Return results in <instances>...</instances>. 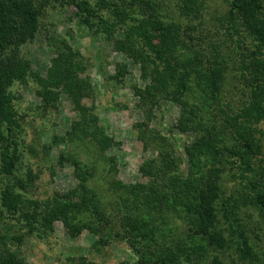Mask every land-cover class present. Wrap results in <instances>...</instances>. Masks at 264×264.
I'll return each instance as SVG.
<instances>
[{
  "label": "trees",
  "instance_id": "trees-1",
  "mask_svg": "<svg viewBox=\"0 0 264 264\" xmlns=\"http://www.w3.org/2000/svg\"><path fill=\"white\" fill-rule=\"evenodd\" d=\"M69 1L76 7L78 26L111 41L115 51L139 65L143 85H132L133 93L138 98L137 105L151 108L158 99H169L180 105L177 120L179 130L198 128L203 131L186 147V153L192 158L196 151L209 155L232 153L238 156L243 168H253L251 159L260 148L254 131L264 118V0H228L226 15L222 16L227 23L226 30L236 31L240 25L253 40V48L248 53L244 52L246 48L244 51L239 50V44H236L238 49H234L237 56L233 63L247 95L233 106L224 102L223 96L229 58L219 49V43L214 44L208 39V29L203 24L202 11L205 10L206 0H178L177 15L173 16L164 15L156 0L59 2L68 4ZM50 3L51 0H0V122H4L8 130L18 125L20 114L15 107L10 86L15 80H25L32 74L37 83L36 92L44 106H53L60 91L67 92L76 101L79 117L74 119L64 137H58L57 140L65 139L77 144L88 139L95 148L104 152L119 142L107 133L91 107L79 103L80 97L86 93L88 81L86 77H80L86 67L76 56L77 52L65 44L67 49L56 53L51 59L44 77L32 73L27 62L19 56V46L34 38L39 16ZM117 30H122V36L115 35ZM117 66L120 82L126 69L122 65ZM211 106L220 112L230 106V112L224 118L225 124H220L224 125V129L220 131L216 126H205L211 118L203 111ZM223 130L239 139L240 143L228 147L221 141ZM160 140L166 142L167 138L160 137L157 131L145 134V146H154L159 151V158L147 162L152 182L146 186L136 184L120 190L119 202L126 210L118 209L117 214L105 208V202L87 185L88 164L71 155L77 185L68 192H56L50 198L40 200L42 208L39 210V219L44 227H48L54 219H61L71 233L77 234L84 228L99 233L104 228L109 231L116 220L125 228L126 239L138 254L136 264H175V257L170 254H153L154 247L151 250L150 243H156L158 233L152 229L153 219L149 216L152 209L162 205H179L180 210H184L196 226V232L207 238V244L218 249L225 246L234 248L241 261L248 259L256 264H264V253L259 254L255 249L244 221L237 220V203H232L230 197H225L221 190L223 180L220 168L213 167L205 171L200 168V163H192L194 169H191L190 174L181 182L173 183L176 177L171 175L175 162L171 151ZM12 155H7V160H3L2 165L8 164V170L11 168ZM109 160L112 165L113 158ZM31 177L30 171L28 180L20 181V188L28 185ZM249 184L241 200L248 198L264 216V191L257 183L249 181ZM23 193L14 185L5 186L0 193L3 211L13 214L30 201L35 204L32 200L28 201ZM141 194L148 198V205L141 202ZM135 205H139L137 210ZM219 208L226 209L225 219L238 221L237 225L229 222L228 227L217 228ZM3 211H0V218ZM18 213V219L24 218L22 211ZM3 261L1 264H23L11 254ZM234 264H245V261Z\"/></svg>",
  "mask_w": 264,
  "mask_h": 264
},
{
  "label": "rangeland",
  "instance_id": "rangeland-1",
  "mask_svg": "<svg viewBox=\"0 0 264 264\" xmlns=\"http://www.w3.org/2000/svg\"><path fill=\"white\" fill-rule=\"evenodd\" d=\"M59 1L51 0L43 9L34 38L19 46V56L27 62L32 73L44 77L51 59L56 53L67 49L65 44L77 52L76 56L86 67L80 77H86L88 81L86 93L80 97L79 103L92 108L99 123L119 144L101 152L88 139L77 144L65 139L57 140L64 137L74 119L79 117L76 101L67 92L60 91L53 106H44L36 92L37 83L32 74L25 80H15L11 84L10 90L20 117L13 130H8L4 122H0V193L5 186L14 185L24 191L23 195L28 201L32 200L35 204L30 201L13 214L3 211L4 206L0 205V211H3L0 218V264L10 254L23 264H136L138 254L130 247L127 232L119 222L114 220L113 230V227L109 231L104 228L99 233L87 228L77 234L71 233L61 219H54L48 227H44L39 219L42 208L40 200L76 187L74 164L70 161L73 155L88 164L89 178L86 183L105 202V208L116 214L118 209L124 210L118 192L124 187L136 184L146 186L152 182L147 162L159 158V151L154 146L146 147L144 144L145 134L151 131H157L160 137L167 138L166 142H160H164V146L171 151L175 162L171 175L176 177L173 183L181 182L190 174L194 169L192 163H200V168L205 171L220 168L223 180L221 190L225 197H230L231 202L237 203V220L244 221L255 249L263 254L264 216L248 198L243 201L241 198L248 191L249 181L257 183L264 191V118L254 131L260 148L251 159L253 168H243L238 156L232 153L209 155L196 151L192 158L185 149L203 131L198 128L179 130L177 120L180 105L169 99L160 98L151 108L137 105L138 98L133 93L132 85H143L139 65L115 51L111 41L78 26L76 7L70 1L68 4ZM156 1L164 15H177L178 0ZM227 9L228 0H206L202 18L208 29V39L214 44L219 43V49L229 58L223 96L224 102L232 105L247 95L233 63L237 56L236 44L240 45L239 50L246 48L244 52L248 53L253 48V40L240 25L236 31L225 29L227 23L222 16L226 15ZM122 34V30H117L115 35L120 37ZM117 65L126 69L120 82ZM229 107L224 112L213 106L203 111L211 118L205 126H216L219 131L224 129V125L220 124H225ZM223 135L221 141L228 147L240 143L239 139L224 130ZM7 155H12L9 170L8 164L2 165ZM110 157L113 158L112 165ZM30 171L31 180L20 188V181L26 182ZM140 200L148 205L145 195L141 194ZM134 208L137 210L139 205ZM180 208L179 205L172 207L165 204L151 210V226L158 233L156 243H150L151 250L154 247V255L170 254L175 257V264H234L243 261L245 264H256L248 259L241 261L234 248L225 246L218 249L207 244V238L196 232V226ZM18 211L24 213V218H17ZM225 211L218 209L217 228L229 225L230 221L224 217ZM230 223L237 225L238 221Z\"/></svg>",
  "mask_w": 264,
  "mask_h": 264
}]
</instances>
